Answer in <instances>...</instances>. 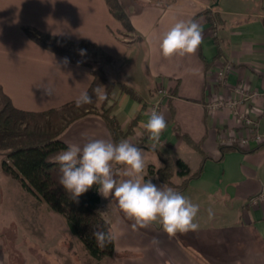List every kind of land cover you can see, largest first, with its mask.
<instances>
[{"label":"crops","instance_id":"obj_1","mask_svg":"<svg viewBox=\"0 0 264 264\" xmlns=\"http://www.w3.org/2000/svg\"><path fill=\"white\" fill-rule=\"evenodd\" d=\"M119 1L131 30L111 13L106 0H0L3 91L16 107L38 112L76 100L93 81L92 60L86 55L85 63L72 61L44 47L25 28L95 43L93 64L106 69L108 83H125L139 96L116 87L108 105L124 130L139 116L127 140L144 148L146 171L153 172L149 179L166 184L157 178L164 160L183 162L188 172L182 175L177 166L173 183L188 180L179 193L199 205V229L169 237L159 223L133 230L117 202L100 195L99 211L116 237L114 255L100 263L264 264V198L252 201L264 193V144L223 148L236 144L223 137L237 131L238 122L229 107L209 109L216 98L239 100L264 125V0ZM181 20H196L203 42L194 55L164 58L160 40ZM220 66L230 67L224 79L218 75ZM237 86L258 91L259 97L246 98ZM155 105L167 121L159 143L143 127ZM61 139L67 145L95 139L114 143L95 114L70 124Z\"/></svg>","mask_w":264,"mask_h":264},{"label":"trees","instance_id":"obj_2","mask_svg":"<svg viewBox=\"0 0 264 264\" xmlns=\"http://www.w3.org/2000/svg\"><path fill=\"white\" fill-rule=\"evenodd\" d=\"M106 2L111 13L121 21L123 27L126 30H131L132 24L120 1L106 0ZM25 30L30 37L44 47L75 62L85 63L84 55L79 54L80 50L92 49L95 59L90 63L93 67V81L87 91L93 95L94 99L92 104L79 108L75 105L76 100H73L49 110L29 111L16 107L0 84V156L5 157L2 161V169L7 175L18 180L23 188L39 201L46 202L50 209L62 214L66 218L72 234L82 241L93 258L102 261L114 255L115 239L101 249L97 246L92 235L93 230L97 227L113 233L110 223L99 211L101 198L97 186L94 185L88 192L81 195L78 204L73 202L59 183L61 173L55 157L57 153L68 146L61 139L64 130L76 120L91 114L99 115L104 120L114 143L127 139L133 132L139 116L134 118L130 126L124 130L113 115L112 105H108V103L113 98V91L116 87L133 98L139 99V96L132 87L125 83H108L106 69L103 66H94L93 64L97 61L98 47L95 43L88 40L74 41L31 27H27ZM97 87L102 92H106L107 99L105 101L95 99L92 89ZM223 148L242 149L239 144L223 146ZM177 166L182 167V175L188 172L183 162L165 159L157 173V178L169 187L181 192L187 187L188 180L180 185H174L172 178L176 173L175 168ZM152 175L151 169L145 179H149V176Z\"/></svg>","mask_w":264,"mask_h":264},{"label":"clouds","instance_id":"obj_3","mask_svg":"<svg viewBox=\"0 0 264 264\" xmlns=\"http://www.w3.org/2000/svg\"><path fill=\"white\" fill-rule=\"evenodd\" d=\"M202 42V26L196 20H181L163 34L159 48L164 58L183 57L194 55ZM79 54L85 55L86 50L81 49ZM64 63H68L67 58ZM92 92L98 101L107 99L106 92L99 87L93 88ZM45 93L51 95L52 90L45 87ZM93 99V95L84 91L75 105L78 108L89 105ZM143 127L149 133V139L159 143L167 121L162 113L153 110ZM55 160L61 173L59 183L77 204L79 197L95 185L103 198L111 197L117 202L119 210L132 221L133 230L159 223L169 237H174L178 233L199 229V224L195 222L199 205L166 184L158 186L151 179H145V150L127 139L118 143L95 139L82 146L69 144L57 153ZM208 211L211 218L212 210ZM92 235L101 249L116 238L111 231L99 227L93 230Z\"/></svg>","mask_w":264,"mask_h":264},{"label":"rangeland","instance_id":"obj_4","mask_svg":"<svg viewBox=\"0 0 264 264\" xmlns=\"http://www.w3.org/2000/svg\"><path fill=\"white\" fill-rule=\"evenodd\" d=\"M92 52L86 51L87 59L95 60ZM4 159L0 156V264H102L62 214L3 171Z\"/></svg>","mask_w":264,"mask_h":264},{"label":"built area","instance_id":"obj_5","mask_svg":"<svg viewBox=\"0 0 264 264\" xmlns=\"http://www.w3.org/2000/svg\"><path fill=\"white\" fill-rule=\"evenodd\" d=\"M218 75L219 78L224 79L225 74L228 69H230L229 66L218 67ZM236 91L240 93L242 96L251 99H256L259 97V92H249L245 88L237 86ZM161 91L164 93L167 92L165 88H162ZM229 107L232 109L234 118L238 122V129L234 133H228L227 136L223 137V140L225 143H236L239 144L241 147H246L248 144H250L252 141L256 142L257 144H264V125L261 126L257 120L250 117L247 112H245L242 109V102L235 99H226V98H216L212 100L209 103V109L211 111H215L217 109L223 108V107ZM153 110L158 111V105H155L151 108L149 111V115ZM263 116H264V109H263ZM264 198V193L260 194L259 196H255L252 198L253 202H257L259 199Z\"/></svg>","mask_w":264,"mask_h":264}]
</instances>
